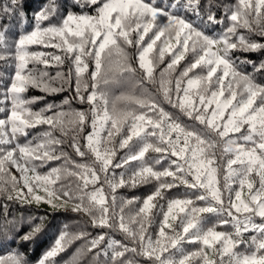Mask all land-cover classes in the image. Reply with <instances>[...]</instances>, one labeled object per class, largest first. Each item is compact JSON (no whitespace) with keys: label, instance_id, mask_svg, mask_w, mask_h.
<instances>
[{"label":"snow or ice","instance_id":"6c2138e0","mask_svg":"<svg viewBox=\"0 0 264 264\" xmlns=\"http://www.w3.org/2000/svg\"><path fill=\"white\" fill-rule=\"evenodd\" d=\"M61 8L57 0H47L31 14V30L19 32L18 25L29 18L24 0L0 3V61L15 69L7 77L10 83L0 78V195L5 198L0 207L5 217L10 201L43 202L53 209L71 204L73 212L90 217L93 228L109 230L86 241L88 252L99 249L93 264H264V84L255 75L264 74V58L233 55L264 54V0H71L73 10ZM186 13L199 24L186 19ZM201 25L224 28L218 36L209 35ZM33 46L61 54L32 51ZM133 47L136 67L127 51ZM189 52L193 59L177 73ZM166 55L169 62L157 77ZM65 60L72 63L67 76L28 68L30 63L60 66ZM244 65L252 72H245ZM145 82L157 85L159 100ZM30 87L50 95L69 89L75 94L33 111L31 105L44 97L26 98ZM125 87L133 91L115 95ZM138 87L139 94H133ZM73 101L88 108L63 110ZM162 103L192 123L174 118ZM40 126L47 127L29 138L30 130ZM85 127L91 130L81 144ZM65 138L77 156L91 159L72 160L60 147ZM150 151L159 155L148 159ZM165 160L167 167L157 170ZM52 161L62 163L38 171ZM133 161L137 165L130 168ZM67 176L76 183L56 187ZM152 181L155 190L142 201L121 197L117 202L118 189ZM181 185L193 196L170 199L166 207L158 203L165 190ZM233 185L238 186L234 191ZM154 209L162 216L155 237L149 231ZM209 217L214 218L211 226ZM26 222L6 219L12 227L0 224V243L8 241L9 231L15 239ZM42 231L41 220L20 239L32 241ZM115 232L128 242L109 234ZM246 233L252 235L245 238ZM89 235L62 231L36 264H56L69 243ZM186 244L198 247L187 250ZM10 260L29 264L19 253Z\"/></svg>","mask_w":264,"mask_h":264},{"label":"trees","instance_id":"16d2710c","mask_svg":"<svg viewBox=\"0 0 264 264\" xmlns=\"http://www.w3.org/2000/svg\"><path fill=\"white\" fill-rule=\"evenodd\" d=\"M47 0H24V8L26 12L29 14V18L26 24H20L17 27V31L19 32H26L30 31L32 28V18L31 14L39 10ZM57 2L62 5L61 12H63L64 8H67L69 10L71 9V0H57ZM227 3L234 2V0H225ZM0 3H7V0H0ZM217 18L221 16V11L217 10L216 11ZM186 19L193 20L195 23L199 24V20L194 17L191 13H186L185 14ZM163 21H158V23H162ZM225 23H227V20H225ZM13 24H17V22L14 20ZM202 28H204L203 25H201ZM224 28V25H218V26H211L209 28H204V30L207 32L209 35H219L220 31ZM244 31V30H241ZM15 33H13L14 35ZM152 33H149V36H151ZM163 39V38H162ZM257 39H259L257 37ZM148 37H145V43H147ZM158 46L160 42H157ZM174 43V41H173ZM30 50L32 51H44L48 53H55V54H61L57 49L54 48H43L40 46H33ZM129 54L132 56V63L133 66L136 67V60H135V53L136 49L129 48L127 49ZM234 57L235 56H240L241 58L247 57L249 60H256L258 61L261 58H264V54H257V53H241V52H234L233 53ZM170 57L168 55L165 56L164 63L160 64L156 68V75L158 77L159 72L161 69L165 67V65L169 62ZM193 59V54L189 52L185 58L184 61L181 62L179 67L177 68L176 72L179 73V71L189 62ZM36 68L37 70H46L49 73V76H55L57 71H60L65 74V76L68 75L69 69L72 68V63L70 60H65L63 65L60 66H49L45 69L43 65L36 64L33 65L30 63L28 65L29 69ZM14 68L9 67L8 64H6L4 61H0V78L4 79V82L10 83V81L7 79V77L12 76L14 74ZM93 70V65H89V72ZM243 70L245 72H252V68L250 65H244ZM199 72L200 70L197 69ZM138 75H141L138 72ZM191 75V74H190ZM256 75V80L258 83L264 84V74L257 73ZM75 83L74 80V72H73V85ZM55 86V84H54ZM145 86L149 89V91L155 93L157 95V99L159 100V94L156 92L157 85L155 84H150L148 82H145ZM122 91L125 92H132L133 90L125 87V88H120L115 91V95H120ZM139 87L135 89L133 94H139ZM74 91L71 89L66 90L64 92H60L54 95H50L47 93H44L38 89L35 88H29L26 93H24V96L26 98L30 97H44L42 100L36 101L34 104L31 105V108L33 111H38L41 108H43L46 104L48 103H53L55 102L56 104H61L63 99L65 97H70L71 95H74ZM123 106V105H121ZM162 106L165 108L166 111L172 113L173 117H178L179 120L185 124H191L192 122L188 120L187 117L183 116L178 109L172 108L171 105L167 103H162ZM69 107L72 109H77V110H85L88 108V105L86 104H80L78 101H73L71 105H63V110L68 111ZM59 110V109H57ZM51 114V113H47ZM3 114H0V117H2ZM47 126H40L35 129H31L29 132V138H31L32 135L42 131L44 128ZM199 128L200 126L197 125ZM91 129L88 127L84 128L83 133H81V144L84 143L83 141V136L86 135ZM126 131V128H125ZM56 136H60L61 133L59 130H57L54 133ZM71 136V133H69V137ZM66 143L61 145L68 153V155L71 157L72 160L76 162H84L87 160H90V156L86 157H79L76 155L74 150L70 147L71 140L70 138H65ZM120 139V136H117L115 138V143H118ZM25 140L24 137L20 138V142L23 143ZM127 149L118 151L117 156L115 158V161H118L121 156L126 152ZM159 154L149 152L147 153L148 159H152L156 157ZM217 160H219V149H217ZM114 161V163H115ZM62 163V161H52L48 165L39 168L38 171L40 173H46L48 172L52 167L59 166ZM137 165V162L133 161L131 165H129L130 168H135ZM168 161L165 160L163 162V165H156L157 170H161L162 167H167ZM71 167V165L69 166ZM12 173L19 177V173L16 172L15 168L11 169ZM116 173L119 174L125 169H115ZM223 174V169L221 168V176ZM76 183V178L72 176H67L63 178L61 181L58 182L56 187H59L60 184H75ZM157 182L152 181L149 184H143L139 185L136 188H128V187H123L117 190L116 195L118 198V203H119V198L124 197V198H132V197H137L139 201H142L144 198L147 197V195L151 194L156 187ZM99 186V185H97ZM18 187H23L22 184L18 185ZM26 191V189H25ZM108 189L105 188V192L108 193ZM43 194V192H41ZM193 196V190L187 189L183 185L179 187H174L170 191L165 190L164 192V199L159 200V204H163L166 207V202L170 199L174 198H185V197H192ZM5 203V198L0 195V205H3ZM8 204V213L7 217H5V214L3 212V208L0 207V224H3L6 228L11 229L12 225L6 223L7 220L15 219L16 221H20L21 218H25L27 220L26 223L22 224L19 226L18 231L15 233V239H12L13 233L9 231V239L6 242L0 243V259L5 261V264H11L10 258L17 253H19L24 259H26L29 264H36V262L43 256V254L49 250L55 243L56 239L58 236L61 234L62 231H68L69 233H78V232H86L90 234L89 236L84 237L83 239H75L71 243L68 244L66 250L62 253H60L56 258V264H93V255L96 251L99 249H93L92 252H88L86 250V241L90 239L91 237H95L98 233L100 232H107L109 231L108 229H96L91 226V220L88 215H86L83 212H73L71 210V204H69L66 208H57V209H48L45 206H42L40 204H37L35 202L28 204V203H19L16 201H10L7 202ZM198 205H203V202L197 201ZM139 203L135 205V207H138ZM127 212V209L125 210ZM154 221L152 224V227L149 229V231L152 233L153 237H155L158 225L160 220L162 219V216L158 214V210L154 209ZM42 220L43 224V231L32 241H23L20 239V236H22L25 232H27L30 229V226L33 224H40ZM65 226H67L65 228ZM110 235H113V237L117 240L123 241L127 243L128 241L125 239L123 233L121 232H115V233H109ZM107 239V238H106ZM101 247H104V245H101ZM198 247V245L194 244H186L185 248L187 250H195ZM80 250L79 252L77 250ZM101 259H104L101 257Z\"/></svg>","mask_w":264,"mask_h":264},{"label":"rangeland","instance_id":"374dc122","mask_svg":"<svg viewBox=\"0 0 264 264\" xmlns=\"http://www.w3.org/2000/svg\"><path fill=\"white\" fill-rule=\"evenodd\" d=\"M238 186L237 185H233V191L237 188ZM39 194H41V195H43L42 193H39ZM244 195L246 196L247 195V192H246V190H245V193H244ZM40 205H42V206H45V207H47L48 209H52L53 210V208L50 206V205H48L47 203H39ZM200 206H202V205H200ZM57 209V208H56ZM207 215V214H206ZM214 218H211V217H209V221H210V223H209V226H211V221L213 220ZM257 222H259V219H257ZM217 230L218 231H222V230H225V228H217ZM250 235H252V233H246L245 234V238H247L248 236H250ZM244 246L243 245H241L240 246V249H237V251H239V250H241L242 248H243ZM1 260V259H0Z\"/></svg>","mask_w":264,"mask_h":264}]
</instances>
